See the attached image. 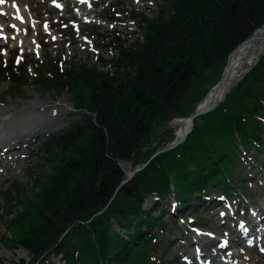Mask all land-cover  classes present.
<instances>
[{
	"label": "trees",
	"instance_id": "1",
	"mask_svg": "<svg viewBox=\"0 0 264 264\" xmlns=\"http://www.w3.org/2000/svg\"><path fill=\"white\" fill-rule=\"evenodd\" d=\"M161 1L167 7L152 18L132 12L142 40L107 31L116 55L99 62L110 68L50 58L34 72L40 87L68 92L80 117L42 142L40 160L50 169L29 171L30 194L17 181L2 196L0 238L25 249L32 264H55L50 253L62 264H164L152 230L165 223L152 211L172 195L186 206L224 191L234 176L243 178L244 152H256V163L264 157L263 53L201 123L194 120L184 142L117 189L126 177L121 162L132 168L170 141L169 120L193 112L230 51L264 23V0ZM25 69L0 59V78L16 89ZM154 135L165 140L152 145ZM149 197L156 199L146 209Z\"/></svg>",
	"mask_w": 264,
	"mask_h": 264
},
{
	"label": "rangeland",
	"instance_id": "2",
	"mask_svg": "<svg viewBox=\"0 0 264 264\" xmlns=\"http://www.w3.org/2000/svg\"><path fill=\"white\" fill-rule=\"evenodd\" d=\"M10 3H16L28 12L22 16L7 15L1 7ZM81 3L83 4L80 5ZM107 4L110 11H106L108 9L104 11ZM2 5L0 6V58L14 59L17 56V62L24 58L29 66L24 77L26 83L19 87V91L14 88L8 77L0 78V137L5 134L8 137L6 142L20 141L19 144H10L0 151V204L3 202V192L9 189L14 181L26 186L27 194H30L32 181L28 175L29 171L33 168L44 171L50 169L40 160L42 153L37 146L49 135L66 128L80 117L79 112L73 109L72 99L68 93L57 94L34 84L32 79L34 68L37 69L40 63L54 57H61L67 60L66 62L79 61L88 66L99 65L100 57L110 59L115 54L113 48L108 47L106 40L100 38V35L105 36L107 30L118 27L125 37L142 40L143 28L139 25L138 18L133 19L130 16V12L135 11L153 17L167 7L160 0H2ZM113 10L120 15L118 24L109 18L114 16ZM24 16L28 19L26 25L22 21ZM5 27L8 29L5 30ZM4 30V34L1 33ZM243 72L244 70L238 76ZM196 100L197 97L193 100L194 105L197 104ZM182 116L171 118L166 125L173 136L170 142L175 138V132L181 126L183 119L189 117L185 113ZM195 121L201 123L203 120L199 116ZM36 137H40L39 140H35ZM153 138L152 145L165 140V137L160 138L158 135H154ZM10 147H18V149L6 151ZM31 147L34 150L31 151ZM255 157H258L256 152L250 151L246 154V161L243 158L239 161L242 165L238 170L245 175V178L235 179L231 184L232 188H237L241 192L239 199L236 197L238 194L223 196L212 190L211 192L218 194V198H215L214 194H206L205 207L199 206L193 210V207L201 203L194 201L191 207L185 208L180 213L181 218L169 216L172 212L177 214L179 208L166 200L165 208L160 207L152 211L153 215L164 218L165 223L162 227H153L152 230L156 233L154 241L157 245L156 251L161 254V258L157 257V262L198 264V258H194V263H189L191 256L188 259L184 258L185 255L196 254L195 245L202 249L201 243L209 242L212 236H215L213 239L215 246L218 240L227 237L226 232L229 231L232 233L229 236L233 234L237 236L234 229L243 224L241 219L243 214L249 226L250 207L261 209L264 206V157L260 158L258 164L254 161ZM121 165L126 170L131 168L130 163L126 161H122ZM242 182L243 185L237 186ZM153 201V197L147 199L144 207L149 209ZM13 215L14 213L10 217ZM111 222L112 228L119 231V227ZM5 226L6 223L0 220V234H6ZM195 237L199 242L190 244ZM227 243L229 246L226 249L213 248L210 252L217 251L221 254L228 251L243 252L241 257L237 258L241 264H252L247 260L249 255H253L252 261L257 258L264 260L258 253L256 254L258 250H248L244 245H238L239 242L236 241L227 240ZM0 258L4 264H32L25 249L11 248L1 238ZM47 260L55 264L63 263L60 256L56 257L52 253L47 255Z\"/></svg>",
	"mask_w": 264,
	"mask_h": 264
},
{
	"label": "bare ground",
	"instance_id": "3",
	"mask_svg": "<svg viewBox=\"0 0 264 264\" xmlns=\"http://www.w3.org/2000/svg\"><path fill=\"white\" fill-rule=\"evenodd\" d=\"M82 4L83 3H81L80 5H82ZM1 8L4 9L7 12V15H10V16H11V14H13L15 16H22V15H25L24 13L28 12V10H26V11L23 10L24 7H22V9H21L20 7H18L16 4H13V3H11L10 6H7V4H4ZM20 11L23 13H21ZM26 17H27V15H26ZM26 17L24 16L22 18L24 25H26V22L28 20V19H26ZM18 27H20V26L18 25ZM7 29H8V27H5V30H7ZM5 30L1 31V33L4 34ZM263 50H264V30H260V31H258V33L256 34V36L253 40L241 43V45L238 46L236 51H233L230 54V56H229L230 58L228 59L229 66H228V70L226 71V81H225L224 85L222 87H220L219 89H217L215 91V93H213V94L209 93V95L205 98L204 102L202 103V106L209 105L212 102V100L220 98L223 95L224 91L228 88V86L234 82V80L237 78V76L243 70H245V68H247L255 60V58L258 56V54L262 53ZM52 119H53V117H52ZM54 119H55V117H54ZM186 123H187V121H185L184 123L182 122L181 126H179V128L176 130L177 137L181 136L184 133L185 128H186L185 127ZM255 217H257L256 214H255ZM234 231H235V229H234ZM257 231H260L259 226L257 228ZM213 239H215V238H213ZM206 243H207V241L205 242V244ZM216 245H218V248L226 249L229 246L227 243V237L225 236L224 238L218 240V242H216ZM207 246L208 247L214 246V242L209 241ZM257 253L262 258H264L263 251L259 250L256 252V254ZM239 257H241V253L228 251V252H225L223 254V256H221V260H222L223 264H241V263H238V261H237V258H239ZM252 257H253V255L247 256L248 262H251L252 264H264V260L262 261L261 258H257L255 261H252ZM214 259H217V258L215 256H213L212 254H210L204 260H209V261L214 262ZM218 264H220V263L218 262Z\"/></svg>",
	"mask_w": 264,
	"mask_h": 264
},
{
	"label": "water",
	"instance_id": "4",
	"mask_svg": "<svg viewBox=\"0 0 264 264\" xmlns=\"http://www.w3.org/2000/svg\"><path fill=\"white\" fill-rule=\"evenodd\" d=\"M260 30H264V24H263L262 26H260L259 28L255 29V30L253 31V33H252L248 38H246L245 40H243L241 43L246 42V41H251V40H253V39L255 38L256 34L258 33V31H260ZM241 43L238 44V45H237V46H236V47L230 52V54H231L233 51H236V49L238 48L239 45H241ZM230 54H229V56H230ZM229 56H228V59L230 58ZM228 59H227L226 65H225V67H224V69H223V71H222V73H221V77H220V79L218 80V82H217V83H216V84H215V85H214V86L208 91V93H207V94H206V95L200 100V102H199V103L197 104V106L195 107L194 112L192 113V115L189 116L187 119H185V120L187 121V123H186V126H185L186 128H185L184 133H183L181 136H179V137L176 136V137L173 139V141L167 143L163 148L157 150V151L153 154V156H152L151 158L155 157V156H156L158 153H160V152L170 150V149L176 147L178 144L182 143V142L184 141V139L186 138L187 134H188V133L191 131V129H192V126H193V120H194L195 118H197L198 116H200V115H202V114H205V113H207V112L213 110V109L218 105V103L222 100V98L224 97V95L228 92V90L230 89V87H231L233 84H235V82H237V81L243 76V74L249 69V67H247V68L244 70V72H243L239 77H237L231 85L228 86V88L224 91L223 95H222L220 98L212 100V102H211L209 105L202 106V103L204 102L205 98L209 95V93H210V94H211V93H212V94L215 93V91H216L217 89H219L220 87H222V86L224 85V83H225V81H226V71L228 70V66H229V64H228ZM256 60H257V59H256ZM256 60L253 62V64L256 62ZM185 120H184V121H185ZM151 158H150L148 161H146L145 163H140V164L134 166V168H133L131 171L126 172V178L121 182V184L119 185V187L122 186V185H124V184H126V183H127L132 177H133V175H134L137 171H139V170H141L142 168H144V167L149 163V161L151 160Z\"/></svg>",
	"mask_w": 264,
	"mask_h": 264
}]
</instances>
